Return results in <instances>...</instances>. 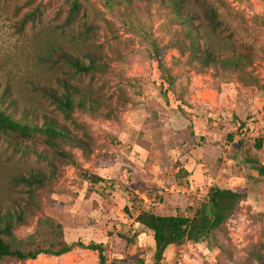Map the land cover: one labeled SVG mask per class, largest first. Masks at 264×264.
<instances>
[{
	"label": "rangeland",
	"instance_id": "374dc122",
	"mask_svg": "<svg viewBox=\"0 0 264 264\" xmlns=\"http://www.w3.org/2000/svg\"><path fill=\"white\" fill-rule=\"evenodd\" d=\"M73 1L0 0L1 108L85 146L0 131V207L23 214L17 235L50 219L69 244L102 246L107 264H155L140 210L202 217L219 183L245 198L214 236L169 247L161 264H264V0H185L190 27L163 0H76L77 13ZM59 50L106 70L78 73L56 61ZM65 82L83 108L67 113L39 90L62 94ZM0 264H100V255L75 247Z\"/></svg>",
	"mask_w": 264,
	"mask_h": 264
},
{
	"label": "trees",
	"instance_id": "16d2710c",
	"mask_svg": "<svg viewBox=\"0 0 264 264\" xmlns=\"http://www.w3.org/2000/svg\"><path fill=\"white\" fill-rule=\"evenodd\" d=\"M168 2L175 10V17L185 26H191V20L194 16L188 18L182 13L185 0H163ZM79 11V4L76 0L72 4V13ZM206 19L213 26H219L220 21L216 10L209 8L206 12ZM206 56L211 53L206 49ZM57 62H62L78 73L104 72L106 66L99 63L92 57H87L88 63L78 57L59 50L55 52ZM238 63V62H237ZM64 92L59 94L57 90L49 86L39 87L42 95L50 99L57 107L67 113L73 112L76 108H83V103L76 104L74 93L67 82L64 84ZM0 131L12 134L19 139L28 141L43 137L47 143L53 146H59L61 143L83 148L82 142L73 139L68 135L64 128H59L52 123H45L43 126L29 124L15 119L0 106ZM64 153V152H61ZM264 174V166L260 168ZM95 182H100V177H93ZM26 182L30 181L23 179ZM245 195L239 191L231 189L228 185L214 184L210 189L208 201L202 204L205 209L204 216L202 210L196 211L194 217L176 216H158L146 210H140L137 222L145 230L152 233L155 248V264H161L164 260L165 252L171 246H181L186 243L198 244L214 236L225 224L227 218L235 211L240 201ZM23 214L14 215L11 210H2L0 207V262L4 260H15L25 262L35 260L41 255L62 256L75 247H81L92 251H98L100 255V264H107L105 250L100 245L84 244L82 242L69 244L66 240L64 228L61 224L55 223L50 219L40 220L36 229L25 238L17 235L18 226L25 223ZM133 264H145L139 260Z\"/></svg>",
	"mask_w": 264,
	"mask_h": 264
}]
</instances>
